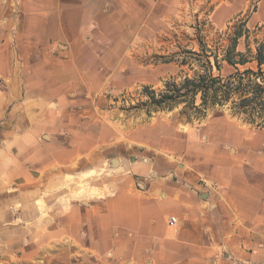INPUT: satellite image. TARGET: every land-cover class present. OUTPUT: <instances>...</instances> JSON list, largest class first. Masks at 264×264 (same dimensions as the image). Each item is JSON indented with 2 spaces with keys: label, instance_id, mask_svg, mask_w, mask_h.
Returning <instances> with one entry per match:
<instances>
[{
  "label": "crops",
  "instance_id": "1",
  "mask_svg": "<svg viewBox=\"0 0 264 264\" xmlns=\"http://www.w3.org/2000/svg\"><path fill=\"white\" fill-rule=\"evenodd\" d=\"M226 1L238 6L248 0ZM64 4L0 0V192L16 186L20 200L52 191L54 176L74 166L79 176L85 156L99 162L93 159L99 139L85 144L56 137L78 133L72 119L64 121L71 118L68 108L84 92L86 75L99 78L98 69L79 72V48L52 55L55 38L75 42L65 20L77 19L76 7ZM247 64L257 70L256 62ZM135 137L144 146V163L127 169L144 175V191L118 176L112 196L49 217L43 238L36 242L33 233L20 250L45 248L44 264H264V127L223 114L185 130L149 125ZM4 202L0 195L2 214ZM29 228H37L36 220Z\"/></svg>",
  "mask_w": 264,
  "mask_h": 264
},
{
  "label": "rangeland",
  "instance_id": "2",
  "mask_svg": "<svg viewBox=\"0 0 264 264\" xmlns=\"http://www.w3.org/2000/svg\"><path fill=\"white\" fill-rule=\"evenodd\" d=\"M62 2L70 9L76 7L77 19L65 20L75 29V42L55 38L52 55L59 56L65 48H79L75 51L79 72L86 75L94 70L96 74L98 69L99 78L86 75L82 81L84 92L68 108L71 118L64 121L70 123L72 119L78 133H61L56 137L68 140L75 136L77 142L85 144L92 138L99 139L100 147L93 158L99 162L92 164V157L85 156L83 172L76 176L79 166H74L64 177L54 176L58 178L51 182L53 190L49 192L21 200L17 197L18 190H13L16 186L0 192L5 196L6 206L5 213L0 212V223L4 222L5 228L0 264H44L45 248L30 254L20 250L27 248L28 238L36 233L39 242L46 231V219L59 216L62 210L73 205L84 209L88 203L104 202L114 194L118 176L127 178L131 189L144 191V175L127 169L134 161L144 163V146L134 142L138 139L135 136H144V127L185 130L223 114L246 125L264 127V109L261 110L252 91L255 83L264 87V75L251 79L252 84L246 88L250 103L245 107L239 93L232 94L221 106L202 105V94L198 92L194 96L186 83L196 74L211 72L226 80L236 75L235 69L240 74L256 70L253 64L231 67L222 61V55L227 48L241 52L247 48L253 52L255 48H264V0H248L238 6L229 5L226 0H213V4L203 0H165L159 4L148 0ZM235 33L243 36L233 44ZM80 48L92 50L85 52ZM201 48L212 49L218 56L216 66L211 59L212 70L205 63L206 55ZM69 71L66 68L65 74ZM237 80L233 79L234 87ZM248 83L247 79L242 82ZM164 96L172 99L166 100ZM114 160L120 162L119 168ZM171 218L175 217L168 219V225ZM35 220L37 228H29ZM26 224L25 229H18ZM20 238H24L23 245ZM83 264H97V261L84 260Z\"/></svg>",
  "mask_w": 264,
  "mask_h": 264
},
{
  "label": "trees",
  "instance_id": "3",
  "mask_svg": "<svg viewBox=\"0 0 264 264\" xmlns=\"http://www.w3.org/2000/svg\"><path fill=\"white\" fill-rule=\"evenodd\" d=\"M242 36L241 33H235L233 44H236L237 40ZM201 51L206 55L205 63L209 70H212L211 59L214 60L216 66L218 63V56L209 48H201ZM222 61L235 68H237L238 65L243 66L250 62H256L257 70H245L240 74L238 69H235L236 75H230L226 80H223L220 76H213L211 72L208 75L196 74L193 79L187 80L186 82L187 85L191 87L188 91L192 92L194 96L200 92L202 94V105L209 104L211 106H221L229 101L232 94L239 93L241 105L244 107L247 106L250 101L246 97V88L252 84V78H258L264 75V48H255L254 52L251 48H247L246 52L237 51V48H227L223 52ZM217 70L219 71L218 67ZM235 77L238 79V85L236 87L233 85V79H235ZM245 79H247L250 84L243 85L242 82ZM184 88L187 89V86H184ZM252 91L255 99L258 98L259 100L261 110L264 109V87L262 84L255 83ZM208 97L210 100H208ZM164 99L171 100L172 98L164 96ZM248 122L250 123V121Z\"/></svg>",
  "mask_w": 264,
  "mask_h": 264
},
{
  "label": "built area",
  "instance_id": "4",
  "mask_svg": "<svg viewBox=\"0 0 264 264\" xmlns=\"http://www.w3.org/2000/svg\"><path fill=\"white\" fill-rule=\"evenodd\" d=\"M176 224V219L175 218H171L169 220V226H174Z\"/></svg>",
  "mask_w": 264,
  "mask_h": 264
},
{
  "label": "water",
  "instance_id": "5",
  "mask_svg": "<svg viewBox=\"0 0 264 264\" xmlns=\"http://www.w3.org/2000/svg\"><path fill=\"white\" fill-rule=\"evenodd\" d=\"M114 163H115V161H114Z\"/></svg>",
  "mask_w": 264,
  "mask_h": 264
}]
</instances>
